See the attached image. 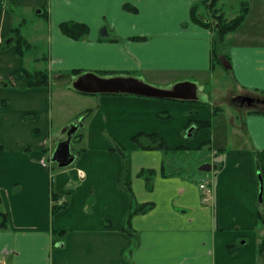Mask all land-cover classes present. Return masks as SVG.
<instances>
[{
	"label": "crops",
	"instance_id": "0c3cea01",
	"mask_svg": "<svg viewBox=\"0 0 264 264\" xmlns=\"http://www.w3.org/2000/svg\"><path fill=\"white\" fill-rule=\"evenodd\" d=\"M198 3L203 5L0 0V198L8 215V228L0 229V264H264L258 252L264 234V115L238 112L223 143L216 140L224 109L214 105L216 90L207 87L221 69L212 67L214 30L192 20ZM14 6L42 9L48 86H32L23 73L29 52L18 54L12 40ZM248 7L244 23L226 36L220 58H229L231 68H223L231 87L260 95L264 0H250ZM228 8V0H220L215 10L228 19L238 15L229 17ZM201 9L200 17L208 18V7ZM65 21L90 30L72 39L60 29ZM75 69L83 72L75 75ZM86 72L130 76L166 90L191 85L171 98L85 93L97 101L87 107L92 112L82 123L84 133L77 132L84 145L70 165L59 167L51 154L71 126L65 138L54 133L61 121L51 77L64 83L70 76L73 83ZM215 107L222 108L217 115ZM210 119L211 126L198 129L199 121ZM142 132L162 136L169 149L139 147L131 138ZM117 144L124 153L113 150ZM192 152L201 172L182 162ZM53 192L67 200L57 212Z\"/></svg>",
	"mask_w": 264,
	"mask_h": 264
},
{
	"label": "rangeland",
	"instance_id": "374dc122",
	"mask_svg": "<svg viewBox=\"0 0 264 264\" xmlns=\"http://www.w3.org/2000/svg\"><path fill=\"white\" fill-rule=\"evenodd\" d=\"M249 1L250 0H228V6H230V8H228L229 11H227L229 13L228 16L230 14H232V15H234L236 13L240 14L242 12V9L244 8V5L246 7H248ZM218 4H219V2L217 3V5H215L214 8L208 7V14H207V15H209L208 18H204V16H202L203 18L202 17L201 18L205 19V20L210 19V21L214 23V20L212 17H213V13H215V11H216L215 8L218 7ZM202 6L206 7L205 4L201 5L198 3V14L203 11L201 9ZM17 7L18 6H14L13 10H15ZM10 9H12V6L10 7ZM41 11H42L41 8L31 9L30 7H20V8L18 7V9H16V11H15L16 17H17V18H15V20H16L15 21V27L20 28V34L22 36L24 34V36L26 35L25 36L26 38L28 37L29 43L32 42L29 39H32L34 41V42H32L34 47L28 51L29 53L27 54V57H26L27 58L26 59L27 60L26 66L30 71H34L35 69L43 70V69H47V67H48L46 57L48 58V53H49V49H48L49 47L48 46H49V44H48L47 40L45 39V33H46L47 29H45V32L42 29L43 26L46 27V24H45L46 20L42 16H39V12H41ZM43 12H45V11H43ZM217 14H219V13L217 12ZM219 15H221L225 21H230L233 19V18L232 19L225 18L222 13H220ZM199 16H200V14H199ZM229 17H231V16H229ZM24 19H26L28 21L27 24L26 23L24 25H23V23L20 24V22L24 21ZM42 32L44 35H41ZM39 37H41V38H39ZM8 39H10V38H8ZM225 40H226V37H225ZM223 44H225V41ZM38 56L41 58L40 62H38V61L30 62L31 60H34ZM28 59H29V61H28ZM221 61H222V59H221ZM223 66H224L223 62H222V64H217V67H219L221 69V71H219L216 74L215 81L210 82V85L207 87L208 90H211V91L216 90V94L211 96L212 97L211 100L213 101L214 105L221 106L224 109L219 114L220 120L218 123V128H216V130H215L216 137H217L216 140L217 139L220 140V143H223L221 140L224 139L227 136V134L231 131L229 122L233 118V116H238V112L239 113H247V112H250L252 109L264 108V94L258 95L255 92L253 94V93H249V92H243V91L235 90L233 88V86L231 87L232 82H231L230 75H226V73H224L226 71L224 70ZM48 73H49V71H48ZM65 80L66 81L64 83H57V80L54 79L53 77H51L52 90L55 94H57V95H55V98L52 100V102L57 107L56 111L58 112L59 119L61 121V125L54 128V133L59 134L62 132V138L66 137V134L63 133L64 130L66 128H69L70 126L74 125L75 123H77V124H79V123L80 124H82V123L88 124V119L84 120L87 116H89V115H87V107L94 105V103H96V101H97V99L95 97H86V96H90V95H85V93H82L79 90H77L74 87L73 83H71L70 76L65 77ZM228 86L231 87L233 90L227 91L226 87H228ZM226 94H228L229 97ZM226 97L228 98L227 102L225 101ZM89 100H90V103H88ZM228 103H230V104H228ZM72 117H73V120H72L73 122H68L69 119H71ZM214 121L217 124V121L216 120H214ZM82 129H83V126H81L76 131V133L80 131V133L83 134L84 131ZM184 133L186 135V132H184ZM109 137H110V135H109ZM73 138H74V136H73ZM83 145H84L83 143H79V141L73 140L71 143V150H72L73 154L78 155V152ZM226 145H228V144H226ZM212 146H213V144H212ZM120 147L123 148V145L120 144ZM216 149H217V146H216ZM211 151H213V150H211ZM203 152H204V154H208L209 150L205 149V150H203ZM194 155H195V153L192 152V154H189V156L184 157V160H182V162L189 164L191 167L192 166L195 167L198 170V172H201L200 166H199L200 164L199 163L196 164L195 159H194ZM209 159H211V158H209ZM205 161H209V160H205ZM75 164H76V162H74L72 165H75Z\"/></svg>",
	"mask_w": 264,
	"mask_h": 264
},
{
	"label": "trees",
	"instance_id": "16d2710c",
	"mask_svg": "<svg viewBox=\"0 0 264 264\" xmlns=\"http://www.w3.org/2000/svg\"><path fill=\"white\" fill-rule=\"evenodd\" d=\"M220 0H202V4H205L209 8H214L215 5ZM125 8H131L129 6H124ZM215 11V10H214ZM248 13V7L244 5V8L242 9V12L238 14L235 18H233L230 21H225L221 15L217 14L215 12L213 14V20L217 21L218 25L215 23L209 21L207 22L205 19H202L198 14V4H195L191 8V17L192 20L196 23L202 24L204 26L211 27L214 30V37H213V65L212 67L215 68L217 64H222L221 56H222V45L225 41V37L227 34L236 31L240 26L244 23L246 16ZM60 29L62 32L69 36L72 39H81L86 34H88L90 28L85 23H79L75 21H65L60 24ZM12 40L13 43L17 46V52L21 56H24L26 52H28L30 49L34 47L32 43H29V41L24 38L20 34V28L14 27L12 32ZM224 60H229L227 56L224 57ZM83 71L80 69L72 70V73L75 75H79ZM23 73L26 75L27 78L32 79V86H48L50 83L49 73L47 69H39L30 71L27 69L23 70ZM221 110V107H215L214 108V114H218ZM92 112L91 109H87V115H89ZM252 114H258V115H264V108L261 109H252L250 111ZM30 115H26V118H28ZM212 120H206V121H199L196 125L198 129H202L204 127L211 126ZM81 134L76 133L74 135L73 140H76V138H79ZM78 140V139H77ZM132 142L136 143L139 147L143 149H169V146L165 139L156 134V133H139L131 138ZM0 148L2 146L0 145ZM114 151L124 153V148L120 147V145H116L113 148ZM78 153H81V150H79ZM53 199V206L52 211L57 212L67 205V200H62V196L59 194L53 192L52 194ZM1 198H0V229H7L8 228V215L5 211H3L1 207ZM147 206H142L141 208L137 209L136 211H143L145 210ZM259 222L260 225L264 228V214L260 211L259 212ZM62 233V232H61ZM58 234V233H57ZM258 252L260 254L264 253V234L261 235L260 241L258 243Z\"/></svg>",
	"mask_w": 264,
	"mask_h": 264
},
{
	"label": "water",
	"instance_id": "95a60500",
	"mask_svg": "<svg viewBox=\"0 0 264 264\" xmlns=\"http://www.w3.org/2000/svg\"><path fill=\"white\" fill-rule=\"evenodd\" d=\"M207 22L210 19H206ZM214 23L218 25L217 21ZM224 67L227 69L231 68L229 61L223 60ZM74 87L83 93H134L145 96H156V97H179L182 96L179 93V89L183 86H189L191 84L183 83L175 86L173 89L166 90L161 88L153 87L130 76H115V77H102L95 73L86 72L80 75L74 82ZM191 93L195 96L194 86ZM82 126V124H74L67 131V139L58 142L56 148L51 154V161L56 162L59 167H66L75 160V155L71 150V143L73 135Z\"/></svg>",
	"mask_w": 264,
	"mask_h": 264
},
{
	"label": "built area",
	"instance_id": "2783aa9c",
	"mask_svg": "<svg viewBox=\"0 0 264 264\" xmlns=\"http://www.w3.org/2000/svg\"><path fill=\"white\" fill-rule=\"evenodd\" d=\"M204 187H205V185H204V184H202V185H201V188H204ZM204 200H207V198H205Z\"/></svg>",
	"mask_w": 264,
	"mask_h": 264
}]
</instances>
